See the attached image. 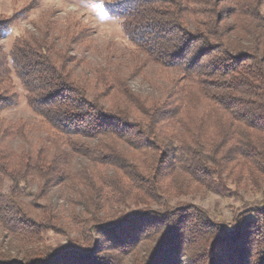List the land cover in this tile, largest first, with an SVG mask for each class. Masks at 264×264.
<instances>
[{
  "label": "trees",
  "instance_id": "trees-1",
  "mask_svg": "<svg viewBox=\"0 0 264 264\" xmlns=\"http://www.w3.org/2000/svg\"><path fill=\"white\" fill-rule=\"evenodd\" d=\"M105 9L133 48L127 72L78 73L79 61L47 40L15 38L8 54L0 46V121L18 102L16 80L43 131L33 143L22 120L0 124V226L20 244L12 256L0 245V264H264V205L229 231L198 207L166 202L200 188L221 195L227 177L264 173V0ZM9 30L0 20V40ZM148 65L164 76L158 94L129 86ZM79 159L87 164L75 168ZM54 187L67 190L82 229L39 246L64 226L56 207L36 206ZM108 206L116 217L102 218Z\"/></svg>",
  "mask_w": 264,
  "mask_h": 264
},
{
  "label": "rangeland",
  "instance_id": "rangeland-1",
  "mask_svg": "<svg viewBox=\"0 0 264 264\" xmlns=\"http://www.w3.org/2000/svg\"><path fill=\"white\" fill-rule=\"evenodd\" d=\"M115 1L117 0H0V20L10 24V30L1 38L0 46L8 54L15 38L47 40L53 42L70 60L79 61L78 73L91 72L104 65L127 72L134 63L133 48L122 36L117 21L110 18L105 9ZM163 79L164 76L159 74L157 67L148 65L142 75L129 80V86L133 91L145 95L158 94V81ZM15 85L18 102L4 113L0 124H15L22 120L32 128L28 141L35 143L43 136L41 125L27 107L24 92L16 80ZM7 143L18 148L24 141L17 137ZM86 164V160L79 159L73 165L78 168ZM233 179V175L226 178L227 193L220 195L200 188L187 195L171 196L166 202L171 206L184 202L198 207L212 220L222 222L230 231L239 213L253 206L264 205V173L255 171L251 174L245 171L238 183H234ZM4 189H7V184ZM32 193L35 194V191L32 190ZM67 195V190L60 191L54 187L47 193L44 201L36 203V206L50 204L56 207L64 224L58 231L45 234L39 246L55 247L80 236L82 225H76V221H73ZM117 212L116 207L108 206L100 215L102 218H113ZM86 215L81 207L74 210V216L81 220ZM0 245L11 256L19 251L20 246L18 240L12 238L1 226Z\"/></svg>",
  "mask_w": 264,
  "mask_h": 264
}]
</instances>
